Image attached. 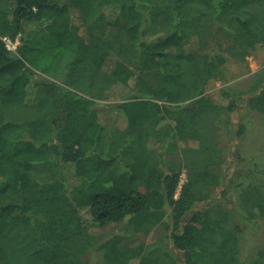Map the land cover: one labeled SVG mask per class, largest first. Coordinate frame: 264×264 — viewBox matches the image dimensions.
Here are the masks:
<instances>
[{
    "label": "trees",
    "instance_id": "1",
    "mask_svg": "<svg viewBox=\"0 0 264 264\" xmlns=\"http://www.w3.org/2000/svg\"><path fill=\"white\" fill-rule=\"evenodd\" d=\"M214 33L236 41L219 51ZM262 46L264 0H0V264H90L88 248L101 264H264L246 241L264 223V171L233 119L264 118V69L247 96L205 94ZM123 221L164 236L92 237Z\"/></svg>",
    "mask_w": 264,
    "mask_h": 264
},
{
    "label": "rangeland",
    "instance_id": "2",
    "mask_svg": "<svg viewBox=\"0 0 264 264\" xmlns=\"http://www.w3.org/2000/svg\"><path fill=\"white\" fill-rule=\"evenodd\" d=\"M210 40L217 42V50L226 53L228 50L231 49H229V47L230 45L235 43L236 38L228 36L224 33H214V37H211ZM19 42L20 41L17 39L15 46L18 45L17 43ZM246 62L247 68H244V66L239 71L240 74L235 78H232L230 81L223 82V80L220 79L212 80L209 83L205 94L213 95L218 102L227 104L228 99L221 95V91L226 89L228 86H233L234 89L243 91L244 94L247 96L246 92L252 84V81L255 78V74L264 69V46L259 47L256 52L248 56ZM107 82L108 79L105 76H96V88L94 90L92 89V91L97 95L98 93H100L101 89L107 84ZM71 89L75 90L74 88ZM117 94L118 89L116 91V95ZM245 95L243 96L245 97ZM96 100L104 104L116 103L121 101L120 97L117 98V96H114V94L108 100ZM242 100L243 99H239V101ZM233 119L235 122L242 121L247 126V132L245 136L240 140V144L238 145L240 152L244 157L250 159L249 166L250 164H258L260 169L264 171V118L256 111L242 109L241 111H236L233 114ZM218 132L219 134L223 135L221 136L220 144L223 147H227L228 140L226 137V133H228L229 131H227L226 127L222 125L220 129H218ZM237 143H239L238 139ZM191 144L195 145L196 143L192 142ZM235 148V146H232V149ZM179 160L183 164L185 158L180 154ZM186 174L187 173L184 168L181 176H183V178H186ZM216 194H218L217 191ZM125 228V221L113 223L105 227L95 236L92 237H94V239L97 241H101L104 238H108L110 236L122 235L123 237L121 238L120 243L121 246H138L140 244H149L164 236L163 229L160 226L155 228L150 233H136L130 232L128 230L129 233L124 235L123 230ZM258 231L259 232L257 233L254 232L252 235H248V237H246V241H248V244L262 242L261 245L262 247H264V223L261 224V227ZM83 245H85L84 240L81 242V246ZM81 246H79L78 248H80ZM81 257L84 261H88V263L90 264H101L99 255L94 253L93 248H88L86 251H83Z\"/></svg>",
    "mask_w": 264,
    "mask_h": 264
},
{
    "label": "built area",
    "instance_id": "3",
    "mask_svg": "<svg viewBox=\"0 0 264 264\" xmlns=\"http://www.w3.org/2000/svg\"><path fill=\"white\" fill-rule=\"evenodd\" d=\"M2 40L5 42V44L9 50L15 51L17 49L18 45L15 46L16 41L15 42L12 41V39L9 38L8 36H3ZM185 181H186V178L185 177L183 178V176H181V183H184Z\"/></svg>",
    "mask_w": 264,
    "mask_h": 264
}]
</instances>
